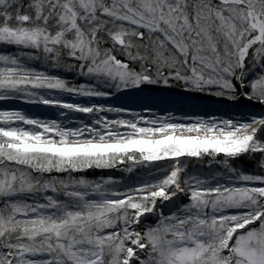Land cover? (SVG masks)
<instances>
[{"label":"snow or ice","instance_id":"obj_1","mask_svg":"<svg viewBox=\"0 0 264 264\" xmlns=\"http://www.w3.org/2000/svg\"><path fill=\"white\" fill-rule=\"evenodd\" d=\"M0 264H264V0H0Z\"/></svg>","mask_w":264,"mask_h":264}]
</instances>
